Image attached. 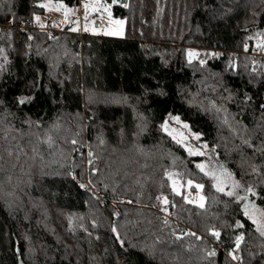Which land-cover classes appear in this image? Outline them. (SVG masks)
Masks as SVG:
<instances>
[{
  "label": "trees",
  "instance_id": "trees-1",
  "mask_svg": "<svg viewBox=\"0 0 264 264\" xmlns=\"http://www.w3.org/2000/svg\"><path fill=\"white\" fill-rule=\"evenodd\" d=\"M42 1L0 0V264H264L244 215L245 196L264 210V0H115L124 37L35 25ZM171 116L233 195L163 130Z\"/></svg>",
  "mask_w": 264,
  "mask_h": 264
},
{
  "label": "rangeland",
  "instance_id": "rangeland-1",
  "mask_svg": "<svg viewBox=\"0 0 264 264\" xmlns=\"http://www.w3.org/2000/svg\"><path fill=\"white\" fill-rule=\"evenodd\" d=\"M113 3L114 0H80L78 5L70 6L60 0H44L40 3L43 5L44 13L36 14L33 18V23L40 27L56 30L78 31L79 29L81 32H85L87 34L124 37L126 32L125 18L112 15L111 8ZM85 4H87V8H85ZM117 20H123L124 23L122 25H117L115 23ZM117 29L122 31L123 34L112 35L111 33ZM262 44L264 45L263 39ZM192 50L194 49L192 48ZM187 54H189V51ZM171 117L166 118L168 121V130H163L172 138L173 135H175L176 139L174 140L176 141L181 139V134L186 137V139H184L180 144L185 149L186 145L192 147V154L200 156V158L196 160V165L202 163L205 166L203 171L204 173L212 172L213 170L218 171L220 165H223L231 172V170L222 161H220L211 147L198 138L193 137L192 134L194 132L191 131L189 127H184L185 122L181 120H173ZM165 120L162 125H164ZM205 144L207 147H204ZM209 176L214 184L216 181L213 176ZM232 178L235 179L233 174ZM171 183L175 191H182L183 186L178 177H173ZM223 187L225 189L224 191H229L232 188V185L229 182L223 184ZM184 196L188 201L196 205L201 206V204L204 203V197L199 193L198 188L189 187V184H187L184 188ZM201 197H203L202 200Z\"/></svg>",
  "mask_w": 264,
  "mask_h": 264
},
{
  "label": "snow or ice",
  "instance_id": "snow-or-ice-1",
  "mask_svg": "<svg viewBox=\"0 0 264 264\" xmlns=\"http://www.w3.org/2000/svg\"><path fill=\"white\" fill-rule=\"evenodd\" d=\"M114 2H115V0H114ZM125 7H127V5H125ZM85 8H87V4H85ZM115 23L117 25H122L124 23V21L123 20H117V21H115ZM111 34L112 35H122L123 33H122V31L117 29L116 31H113ZM245 47H247V45H245ZM188 51H189V57L188 58H189V60H191V59H193L194 55H196L197 53H196V50H192V49H190ZM0 53H2V50H0ZM210 54L211 55H217L216 53H210ZM200 63L203 64L204 61L201 60ZM2 67L3 66L0 65V68H2ZM29 99H31V97H20V98H18L20 103H23L25 100H29ZM247 99H249V97L245 96V100H247ZM260 107H261L262 110H264V104H262ZM171 119L179 121V117L178 116L177 117H171ZM167 122L168 121L166 119L164 125H161V127L165 131L168 130L167 129ZM184 127L187 128L188 125L185 123ZM192 135H193V137L198 138L201 134L200 133H193ZM173 139H176L175 135H173ZM184 139H186V137H184L183 134H181V139L178 140L177 142L181 143ZM242 143L249 144V140L245 139V140L242 141ZM185 147H186L187 151L190 154H192L193 148L190 147V146H187V145ZM204 147H207V145L205 144ZM256 150L257 151H264V142H262V145L260 147H258ZM89 155L91 156L92 154L89 153ZM196 167L199 168L201 171H204V169H205V166L202 163L201 164H197ZM257 170L258 169H257L256 166H252V172L253 173L257 172ZM206 174L213 176L214 180L216 181L214 183V187H216L218 191L223 192L225 190L224 187H223V184L229 183V182L231 183L232 188L241 187L240 183L232 178V173L228 169H226L223 165L219 166V170L218 171L213 170L212 172H208ZM166 175H167V173H166ZM192 183H193L192 180H188V184L189 185H191ZM81 187H83V185H81ZM196 187L197 188H201L202 185L197 184ZM245 191L248 192V193H253L254 195L257 194L255 189L251 185H249L245 189ZM227 194L229 196H231V195H233V191L230 189ZM236 198L238 200L241 199L240 196H237ZM202 199H203V197H201V200ZM244 200L246 201V203L244 204V215L247 216L249 219H251L253 221V223H255L257 225V231L260 233L261 236H264V210L258 209L253 202H251V201H249L247 199V196L244 197ZM201 207H203V204H201ZM69 223L71 224V220L69 221ZM239 223L240 222L237 221V224H239ZM112 230H113V232H115L116 231L115 227H113ZM217 235H218V233H217ZM241 239H242V235L236 237L237 245H239ZM211 254H213V253H210V255ZM230 254H231V252H230ZM233 258L235 259V257H233Z\"/></svg>",
  "mask_w": 264,
  "mask_h": 264
},
{
  "label": "built area",
  "instance_id": "built-area-1",
  "mask_svg": "<svg viewBox=\"0 0 264 264\" xmlns=\"http://www.w3.org/2000/svg\"><path fill=\"white\" fill-rule=\"evenodd\" d=\"M12 27V23L11 22H2L0 23V29L2 30H8ZM79 34H82V32L78 29L77 31ZM163 209L165 210H172V207L170 205L164 204L163 205Z\"/></svg>",
  "mask_w": 264,
  "mask_h": 264
}]
</instances>
